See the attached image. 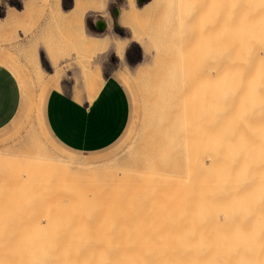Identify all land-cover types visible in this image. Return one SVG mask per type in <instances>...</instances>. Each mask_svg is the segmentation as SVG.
I'll use <instances>...</instances> for the list:
<instances>
[{"label": "bare ground", "instance_id": "1", "mask_svg": "<svg viewBox=\"0 0 264 264\" xmlns=\"http://www.w3.org/2000/svg\"><path fill=\"white\" fill-rule=\"evenodd\" d=\"M48 7L84 53L65 107L0 85V264H264V0ZM111 54L106 104L80 65Z\"/></svg>", "mask_w": 264, "mask_h": 264}, {"label": "rangeland", "instance_id": "2", "mask_svg": "<svg viewBox=\"0 0 264 264\" xmlns=\"http://www.w3.org/2000/svg\"><path fill=\"white\" fill-rule=\"evenodd\" d=\"M49 5L50 0H0V85L26 81L30 87L36 86V90L43 92L47 106L65 107L71 104L74 88L71 69L65 63L79 60L84 51L69 38ZM7 11L11 15L6 19ZM110 15V27L100 20H92L88 22L89 31L97 35L109 31L119 33L115 5L110 8ZM125 59L132 69L142 60L141 52L130 48ZM80 70L79 86L100 91L105 95L106 104L109 91L116 92L119 80L124 79L118 76L121 74L119 60L112 54L100 64L83 61Z\"/></svg>", "mask_w": 264, "mask_h": 264}, {"label": "water", "instance_id": "3", "mask_svg": "<svg viewBox=\"0 0 264 264\" xmlns=\"http://www.w3.org/2000/svg\"><path fill=\"white\" fill-rule=\"evenodd\" d=\"M139 2L143 1V0H138Z\"/></svg>", "mask_w": 264, "mask_h": 264}, {"label": "clouds", "instance_id": "4", "mask_svg": "<svg viewBox=\"0 0 264 264\" xmlns=\"http://www.w3.org/2000/svg\"><path fill=\"white\" fill-rule=\"evenodd\" d=\"M133 2H134V0H133Z\"/></svg>", "mask_w": 264, "mask_h": 264}]
</instances>
